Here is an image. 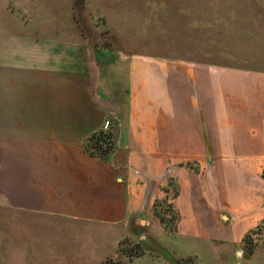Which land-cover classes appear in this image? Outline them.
Here are the masks:
<instances>
[{"label": "crops", "instance_id": "0c3cea01", "mask_svg": "<svg viewBox=\"0 0 264 264\" xmlns=\"http://www.w3.org/2000/svg\"><path fill=\"white\" fill-rule=\"evenodd\" d=\"M24 30L0 38V215L129 231L143 218L161 235L153 203L173 181L168 204L180 219L171 235L237 256L264 221V71L127 58ZM106 121L116 150L101 162L82 143ZM209 162L210 175L181 166ZM249 164L254 175H243ZM234 194L247 199L244 211L229 208Z\"/></svg>", "mask_w": 264, "mask_h": 264}, {"label": "rangeland", "instance_id": "374dc122", "mask_svg": "<svg viewBox=\"0 0 264 264\" xmlns=\"http://www.w3.org/2000/svg\"><path fill=\"white\" fill-rule=\"evenodd\" d=\"M19 28L35 36L111 48L127 58L183 62L215 71H264V0H0V38ZM223 94L230 99L228 89ZM229 99L224 104L230 109ZM106 125L103 130L111 127L110 121ZM210 150L215 149H206V156ZM181 166L210 175L213 165ZM246 166L243 175H254V165ZM160 191L168 192L166 198L154 203L165 201L159 207L164 210L177 193L174 182ZM227 204L238 212L248 201L234 194ZM2 214L0 264H264L261 236L247 247L241 243L236 256L228 245L191 235L173 237L164 228L165 234L153 235L143 218L141 225L138 220L129 223V231ZM243 228L239 222L235 226L237 232ZM182 253L188 257H180Z\"/></svg>", "mask_w": 264, "mask_h": 264}, {"label": "trees", "instance_id": "16d2710c", "mask_svg": "<svg viewBox=\"0 0 264 264\" xmlns=\"http://www.w3.org/2000/svg\"><path fill=\"white\" fill-rule=\"evenodd\" d=\"M84 152L101 162H107L116 150L115 145V126L111 125L106 130H99L90 134L82 143ZM264 179V170L262 173ZM166 204L165 201L155 202L153 205V215L159 220L161 226L168 232H175L177 223L180 216L178 211L173 208L171 204L165 206L164 210L160 209V205ZM262 231V232H261ZM261 236L264 238V221L259 223L256 228L247 232L243 239L242 244L247 245L253 237Z\"/></svg>", "mask_w": 264, "mask_h": 264}, {"label": "built area", "instance_id": "2783aa9c", "mask_svg": "<svg viewBox=\"0 0 264 264\" xmlns=\"http://www.w3.org/2000/svg\"><path fill=\"white\" fill-rule=\"evenodd\" d=\"M108 126V125H107Z\"/></svg>", "mask_w": 264, "mask_h": 264}]
</instances>
